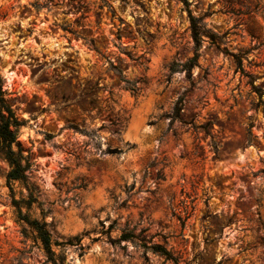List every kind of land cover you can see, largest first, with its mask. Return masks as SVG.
<instances>
[{"label":"rangeland","instance_id":"obj_1","mask_svg":"<svg viewBox=\"0 0 264 264\" xmlns=\"http://www.w3.org/2000/svg\"><path fill=\"white\" fill-rule=\"evenodd\" d=\"M186 1L0 0L2 89L41 203L21 211L56 244L18 220L0 160V264H264V114L222 51H248L264 89V0ZM188 11L227 33L190 78ZM125 230L138 239L112 242Z\"/></svg>","mask_w":264,"mask_h":264},{"label":"trees","instance_id":"obj_2","mask_svg":"<svg viewBox=\"0 0 264 264\" xmlns=\"http://www.w3.org/2000/svg\"><path fill=\"white\" fill-rule=\"evenodd\" d=\"M187 7L189 4L186 0H180ZM255 12L257 11V6L255 7ZM188 20H189V29L191 32V38L194 43L193 47V56L187 62L181 65L182 70L187 74L188 78L191 75V69L197 65L199 58V49L203 42L207 41L210 45L215 46L217 49H220L222 45H225L224 35H218L217 33L212 32L210 29H207L206 26L202 23V18H198L192 15L188 11ZM223 53L229 56L236 67V71L241 74L242 77H245L247 85L250 88V92L257 97V103L255 104L254 109L257 111L261 109L264 114V89L255 85V79L251 75L244 72L243 61H247L248 51L244 53H232L226 47L222 49ZM249 64V63H248ZM121 81L126 83V89L130 90L133 94H136V89L134 86H131L128 81H126L121 73H119ZM6 91L2 89V79L0 78V160H3L7 164V172L5 174V179L8 184L9 190L12 194V205L16 208L17 218L19 221L27 224L36 234V238L41 242L45 252L54 257L55 254L52 251V245L54 244L50 232L48 231V223L43 220L30 219L26 214H23L21 208L24 207L26 210H30L33 205L37 207L41 206V203L38 202V190L34 185L29 183V175L33 172L34 164L31 162V157L29 151L27 155L23 154V149L21 143L18 140L19 129L23 125V121L18 120L15 116V113L7 100L5 99ZM182 101L178 100L177 106L175 107V115L172 120H180L179 114L182 110ZM253 125L250 124L246 129L247 144L251 143L252 133L251 129ZM116 152V151H114ZM12 182H18L26 191V197L15 199L13 197ZM138 239L137 236L133 234L131 230H125L122 232L120 237L112 242L120 244L122 241H131ZM143 242V247L145 251H151L152 253L158 254L164 257L166 260L176 262L175 258L171 255L169 251L163 248L160 245H149L150 241H147L145 238L140 239ZM56 245V244H54ZM60 259V257H58ZM62 262V260H60ZM62 264V263H61Z\"/></svg>","mask_w":264,"mask_h":264},{"label":"bare ground","instance_id":"obj_3","mask_svg":"<svg viewBox=\"0 0 264 264\" xmlns=\"http://www.w3.org/2000/svg\"><path fill=\"white\" fill-rule=\"evenodd\" d=\"M12 74H13V73H12ZM11 79H12V78H11ZM9 82H10V81H9ZM131 132H132V131H131ZM131 134H132V133H131ZM133 134H134V133H133ZM135 135H137L136 131H135V134H134V136H135Z\"/></svg>","mask_w":264,"mask_h":264}]
</instances>
